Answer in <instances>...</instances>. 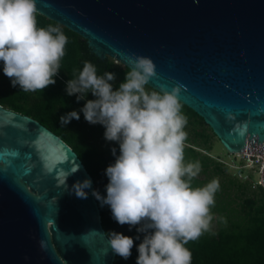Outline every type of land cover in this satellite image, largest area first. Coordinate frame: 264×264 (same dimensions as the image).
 Here are the masks:
<instances>
[{
    "label": "water",
    "instance_id": "obj_1",
    "mask_svg": "<svg viewBox=\"0 0 264 264\" xmlns=\"http://www.w3.org/2000/svg\"><path fill=\"white\" fill-rule=\"evenodd\" d=\"M35 4L38 14L78 34L100 59L131 71L136 58H149L156 75L146 85L154 91L181 85L179 102L227 152H264V0ZM85 179L91 187L80 199L72 188ZM93 190L69 146L0 106V264H113Z\"/></svg>",
    "mask_w": 264,
    "mask_h": 264
},
{
    "label": "clouds",
    "instance_id": "obj_2",
    "mask_svg": "<svg viewBox=\"0 0 264 264\" xmlns=\"http://www.w3.org/2000/svg\"><path fill=\"white\" fill-rule=\"evenodd\" d=\"M35 0H0V62L13 87L25 92L44 90L55 84L68 37L58 26L38 27ZM155 65L138 57L118 88L116 74H97V67L85 61L75 79L66 83V93L77 101L91 92L81 111L89 124L104 127V138L119 145L112 149L114 163L107 166L106 195L93 190L101 206L108 205L120 225L137 227L143 239L136 246V264H191L192 253L185 245L211 230V208L219 181L194 187L192 181L201 164L185 162L187 117L178 99L181 85L171 91H147L155 76ZM79 120L77 111L60 117L62 125ZM78 171L75 168L70 174ZM69 174V175H70ZM64 184L66 185V179ZM85 179L73 185L77 198L87 199ZM108 243L123 259L131 256L134 239L110 232ZM136 239H140L137 236Z\"/></svg>",
    "mask_w": 264,
    "mask_h": 264
},
{
    "label": "trees",
    "instance_id": "obj_3",
    "mask_svg": "<svg viewBox=\"0 0 264 264\" xmlns=\"http://www.w3.org/2000/svg\"><path fill=\"white\" fill-rule=\"evenodd\" d=\"M37 26H58L68 37L65 56L61 68L54 77L55 84L44 90L25 92L3 74L0 62V106L15 113L29 117L61 139L77 155L94 183V190L106 195L108 178L105 169L114 163L112 149L119 154V145L104 138L105 129L100 124H89L81 109L86 100L95 99L91 92L77 101V95L66 93V83L75 79L85 61L97 67V74L105 72L116 74L113 88L119 84L130 70L113 59H100L88 47L86 40L66 27L36 13ZM147 91H154L145 85ZM181 104V103H180ZM181 111L187 117L184 143L185 162L199 161L201 171L192 181L194 187H200L213 179L219 181V190L215 194V204L211 208L213 221L211 230L198 239L189 241L187 247L192 253L191 264H264V187L253 180H242L230 175L222 162L209 156L214 148V140H219L203 119L191 109L181 104ZM77 111L80 119H72L62 125L60 117L68 112ZM96 200V199H95ZM101 224L107 238L110 232L122 233L134 239L131 256L123 259L116 255L113 264H136L137 245L143 239V233L137 232V226L120 225L112 217L108 205L101 206L97 201ZM140 236V239H136Z\"/></svg>",
    "mask_w": 264,
    "mask_h": 264
},
{
    "label": "rangeland",
    "instance_id": "obj_4",
    "mask_svg": "<svg viewBox=\"0 0 264 264\" xmlns=\"http://www.w3.org/2000/svg\"><path fill=\"white\" fill-rule=\"evenodd\" d=\"M209 156L219 162H222L226 167L227 173L230 175H235L246 181H250L251 179L253 182L258 181L260 178L258 174V166H252L249 168L241 167L243 164L241 157L239 155H235V153L227 152L217 140H214V148ZM240 168H243L241 169V175L237 174Z\"/></svg>",
    "mask_w": 264,
    "mask_h": 264
},
{
    "label": "built area",
    "instance_id": "obj_5",
    "mask_svg": "<svg viewBox=\"0 0 264 264\" xmlns=\"http://www.w3.org/2000/svg\"><path fill=\"white\" fill-rule=\"evenodd\" d=\"M235 155H239L243 161V164L241 167L249 168L252 166H258L259 167V180L256 181V184L261 185L263 187V175H264V152L257 150V149H245L244 152L235 153ZM241 169L240 168L237 172V174L241 175ZM239 178V177H238Z\"/></svg>",
    "mask_w": 264,
    "mask_h": 264
}]
</instances>
